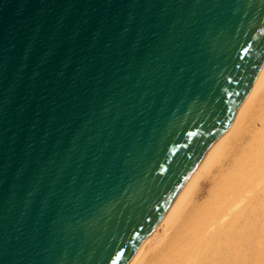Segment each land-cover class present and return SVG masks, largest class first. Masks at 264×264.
<instances>
[{"label":"water","instance_id":"1","mask_svg":"<svg viewBox=\"0 0 264 264\" xmlns=\"http://www.w3.org/2000/svg\"><path fill=\"white\" fill-rule=\"evenodd\" d=\"M263 60L264 0H0V264H127Z\"/></svg>","mask_w":264,"mask_h":264},{"label":"bare ground","instance_id":"2","mask_svg":"<svg viewBox=\"0 0 264 264\" xmlns=\"http://www.w3.org/2000/svg\"><path fill=\"white\" fill-rule=\"evenodd\" d=\"M127 264H264V60L228 129Z\"/></svg>","mask_w":264,"mask_h":264}]
</instances>
